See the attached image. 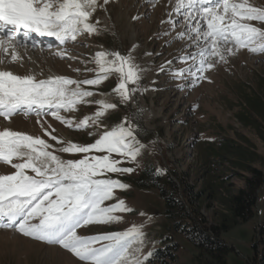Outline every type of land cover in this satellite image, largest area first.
I'll return each instance as SVG.
<instances>
[{"label": "snow or ice", "instance_id": "1", "mask_svg": "<svg viewBox=\"0 0 264 264\" xmlns=\"http://www.w3.org/2000/svg\"><path fill=\"white\" fill-rule=\"evenodd\" d=\"M146 2L155 7L158 0ZM107 3L109 0H0V65L22 61L18 49L36 47L34 35L54 38L61 46L54 54L61 59L78 60L67 44L77 42L84 34H99L100 21L92 22V17ZM168 3L171 9L167 19L161 21L162 31L157 38L171 37L165 47L186 41L174 58L183 66L175 67L172 60H167L156 71L180 81L179 89L209 79L206 73L218 63H227L228 57L242 49L264 54V27L258 26L264 25V7L250 0ZM165 24L167 29L163 28ZM177 28L181 30L177 32ZM135 47L127 54L96 51L91 60L81 61L95 65L84 69L92 72L93 78L82 80L62 75L38 79L35 72L18 75L0 68V117L11 121L16 115H34L44 135L56 142L8 128L0 130V163L15 170L0 174V228L59 245L83 264H146L151 258L152 251L144 253L143 225L94 235L78 232L89 225L122 223L121 214L134 211L117 192L129 188L119 177L136 170L124 165L139 166V158L147 148L139 138L138 117L143 109L111 127L103 121L110 111L127 106L138 93L148 91L140 82L149 69L136 63ZM112 76L117 83L110 93L85 87L98 88ZM98 94L115 95L119 105L104 98L90 99ZM80 105H96V111L79 120L62 115L77 111ZM48 116L70 129H94L88 135L96 138L91 143L66 141L54 134L56 129L51 125L45 127ZM58 153L79 158L65 159ZM154 171L163 174V169Z\"/></svg>", "mask_w": 264, "mask_h": 264}, {"label": "rangeland", "instance_id": "2", "mask_svg": "<svg viewBox=\"0 0 264 264\" xmlns=\"http://www.w3.org/2000/svg\"><path fill=\"white\" fill-rule=\"evenodd\" d=\"M256 6L264 7V0H250ZM103 3V0H100ZM171 5L168 0H158L152 7L146 0H109V3L98 8L93 14L92 22L99 20L100 32L95 35L84 34L77 42L67 44L73 56L78 60L61 59L54 53L61 49L40 45L27 47L34 56L27 57L28 53L21 54L22 61L5 63L0 68H5L18 75L35 72L38 79L49 75H62L82 80L93 78L92 72L84 71L85 67L95 68L93 63L85 65L81 61L91 60L96 51L107 49L120 51L127 54L134 46L133 56L142 68L149 69L143 73L141 87L148 91L138 93L133 102L127 106L119 105L115 95L90 98L92 100L107 99L119 106L110 111L104 118V123L109 127L119 122L123 117H132V113L143 109L138 117L140 126L139 138L147 146L139 158L140 164H125L136 170L131 174H124L119 178L129 185L125 191H118L117 196L126 201L134 211L122 213L123 222L119 224H94L78 230L80 235H94L97 233L122 231L132 224L143 225L146 233L144 253L152 251L153 255L146 264H202L198 249L181 233L170 230L166 218V203L160 192L155 187H139V180L148 166L156 169H171L178 175V181L186 178L191 185H196L199 190L204 187L207 178H202L201 166L203 155L216 139L227 137L239 141L256 151L263 159L257 157L252 165L263 167L264 163V126L262 130L253 125H245L242 115L250 114L253 118L256 113L247 102V95L257 92L264 95V54H253L247 49L240 50L236 55L228 57L227 63H218L216 67L206 73L209 79L203 80L195 87H177L180 81L173 80L166 73L157 74L156 69L161 63L172 60L175 67H181L174 58L180 55L186 41H177L170 47H165V42L171 37L157 38L162 31L161 21L167 19ZM256 23V22H254ZM264 27V25H258ZM168 25L163 26L167 29ZM177 28L176 31H180ZM175 35V33H173ZM87 45V46H86ZM57 44H55V47ZM33 49V50H32ZM30 52V53H31ZM145 53H162V55L147 56ZM27 57V60H26ZM30 58V59H29ZM73 69H81L80 72ZM54 70V71H53ZM42 73V75H40ZM117 79L112 76L98 88L85 86L97 93H110L116 86ZM96 111V105H80L72 113H62L76 120L82 119ZM45 127L51 125L56 129L54 133L64 140L78 143H91L96 138L89 136L88 132L68 128L51 116L46 117ZM257 121L260 122L258 119ZM8 128L39 135L56 144L37 123V117L16 115L11 121L0 117V130ZM102 131V130H101ZM59 147V145H56ZM65 159L79 158L69 154H61ZM169 166V167H168ZM218 169L220 166H215ZM174 169V170H173ZM15 171L9 165L0 163V174H10ZM230 173L229 171H227ZM250 173H247L248 177ZM232 189L238 190L245 187V180L238 177L230 180ZM229 183V184H230ZM263 197V194H261ZM209 226L217 222L220 213L219 202L203 201L199 207ZM144 213V215H141ZM260 217L250 219L223 232V241L231 248L227 253V264H249L254 256L253 235ZM17 238V239H16ZM0 264H83L70 251L59 245H51L20 234L14 229L0 228ZM176 260L158 257L159 248L168 250L174 247ZM171 255V253H169Z\"/></svg>", "mask_w": 264, "mask_h": 264}, {"label": "trees", "instance_id": "3", "mask_svg": "<svg viewBox=\"0 0 264 264\" xmlns=\"http://www.w3.org/2000/svg\"><path fill=\"white\" fill-rule=\"evenodd\" d=\"M247 95V102L256 113L242 115V122L262 130L264 126V95L257 92ZM203 155L202 178L207 181L199 190L184 177L178 181L176 171L171 176L169 169L157 174L156 168L148 166L139 180V187H155L166 203V218L170 230L184 234L198 249L202 264H227V253L231 249L222 239L223 232L242 222L260 217L253 235L254 256L249 264H264V166L252 165L257 157L263 159L249 146L227 137L216 139ZM220 166L218 169L215 166ZM264 165V163L262 164ZM169 167V166H168ZM174 170V169H173ZM229 171L230 173H228ZM250 173V176H247ZM238 177L245 180V187L233 190L230 180ZM230 183V184H229ZM263 194V197H261ZM203 201H217L220 213L217 222L209 226L200 212ZM166 250L160 248L158 257L169 256L176 260L178 244ZM171 253V255H169ZM166 260V259H165ZM166 260L164 263H167ZM162 262V264H164Z\"/></svg>", "mask_w": 264, "mask_h": 264}, {"label": "bare ground", "instance_id": "4", "mask_svg": "<svg viewBox=\"0 0 264 264\" xmlns=\"http://www.w3.org/2000/svg\"><path fill=\"white\" fill-rule=\"evenodd\" d=\"M32 48H36V47H32ZM33 50V49H32ZM18 51L21 53V54H27L28 53V55H27V57H30L31 59H32V56H34L33 55V51L31 52L28 48H19L18 49ZM31 52V53H30ZM25 57V56H24ZM23 57V58H24ZM27 57H26V60H27ZM54 71V70H53ZM53 75V74H52ZM17 239V238H16ZM1 242V241H0Z\"/></svg>", "mask_w": 264, "mask_h": 264}]
</instances>
